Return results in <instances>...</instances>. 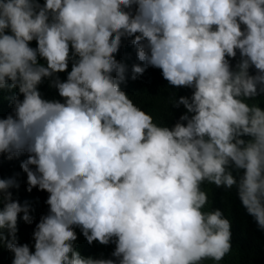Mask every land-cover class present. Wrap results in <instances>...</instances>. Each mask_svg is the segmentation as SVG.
Returning a JSON list of instances; mask_svg holds the SVG:
<instances>
[{"label": "clouds", "instance_id": "obj_1", "mask_svg": "<svg viewBox=\"0 0 264 264\" xmlns=\"http://www.w3.org/2000/svg\"><path fill=\"white\" fill-rule=\"evenodd\" d=\"M123 40L143 62L132 80L153 67L170 88L192 90L170 92L186 110L171 126L121 89ZM45 79L61 99L42 96ZM14 89L0 156L27 154L26 190L46 191L49 210L34 251L18 243L30 206L12 199L14 177L0 178V248L11 264L219 262L232 249L231 220L211 207L206 184L235 189L264 232V108L255 102L264 0H0V95ZM77 227L89 245L114 243L115 259L82 256Z\"/></svg>", "mask_w": 264, "mask_h": 264}, {"label": "trees", "instance_id": "obj_2", "mask_svg": "<svg viewBox=\"0 0 264 264\" xmlns=\"http://www.w3.org/2000/svg\"><path fill=\"white\" fill-rule=\"evenodd\" d=\"M43 4L44 0H40ZM32 47H36V42H31ZM116 59L126 65V82L120 85L133 102L143 110L151 114L157 123H164L171 126L176 122L180 115L186 111L181 105L175 108L169 101L170 92L176 93V99L180 96H191L192 90L188 88H170L168 82L162 78L161 70L148 67L143 75H139L137 79L132 80L133 65L143 62L139 61L136 54V47L129 40H123L119 52L116 54ZM239 60L237 53L236 60H232L233 67L236 61ZM43 63V61H41ZM71 63L69 64V71ZM250 74H255V69H250ZM61 80H65L67 73H58ZM39 91L45 99H61L55 88L49 87V80L45 79L39 86ZM18 89L9 92L5 90L0 95V118L6 117L12 111V105L8 97L14 95ZM23 97L21 96V99ZM261 108H264V96L257 98ZM27 159V154L22 153L18 158L8 160L6 156H0V178L8 179L14 177L19 188L9 189L12 192V199L18 201L21 205L27 204L30 206V215L33 217L31 224L25 223L22 218L23 213L18 216V243H27L30 249L34 251V241L32 233L36 223L42 215H46L49 206L45 203L48 198L46 191H41L38 188H33L31 192L27 189L26 173L20 167L22 161ZM34 168V166H33ZM205 189L209 194L211 207L222 210L226 217L231 220V251L225 257L215 262L212 260H204L201 264H264V232L257 228L253 218L249 216L241 206L239 199L236 196L235 189L227 191L224 188H217L214 185H205ZM2 207V205H0ZM77 233V241L75 242L76 250L84 257L93 258H112V252L115 249L114 243L101 245L98 242H93L89 245L81 230L77 227L74 229ZM12 254L7 248H0V264H11Z\"/></svg>", "mask_w": 264, "mask_h": 264}]
</instances>
